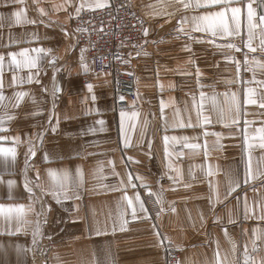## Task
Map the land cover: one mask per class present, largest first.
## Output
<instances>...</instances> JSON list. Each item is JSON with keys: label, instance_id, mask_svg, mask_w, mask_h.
<instances>
[{"label": "crops", "instance_id": "obj_1", "mask_svg": "<svg viewBox=\"0 0 264 264\" xmlns=\"http://www.w3.org/2000/svg\"><path fill=\"white\" fill-rule=\"evenodd\" d=\"M101 2L106 6L109 3L108 0ZM134 2L148 20V35H144L143 46L134 54L136 99L128 108L118 110L109 73L92 78L91 93L81 79L84 74L80 66L81 52L75 49L72 18L81 4H84L81 10L99 9L94 7L96 0H24L23 4L0 0V55L4 56L0 73L4 86L0 92L5 97L0 100V121L3 122L0 127L6 129L0 136L9 137L7 141H0V147L16 149L14 161L0 156V178L5 181L0 184V204L30 203L24 188L29 138L35 140L37 148L32 167L27 170L30 180L35 177L34 168H39L41 183L46 186L50 178L45 170L49 168L58 174L61 169H67L75 178L77 164L83 166L85 179L83 189H77L82 194L81 200L62 198L58 204L46 195L42 203L32 204L34 211L27 212L20 222L15 217L11 221L0 217V264H88L93 251L100 258L111 253L116 264H165V246L178 251L179 264H211L217 242L221 258L226 256L229 264L233 261L245 264L246 247L248 256L257 262L264 257V221L259 219L260 206L264 205V175L243 183L244 166L249 157L253 175L264 173V148L260 147L264 138V107L261 106L264 104V68L259 66L264 64V51L260 50V28L253 30L251 45L256 51L252 52L246 46L249 40L246 7L238 34L221 33L213 38L209 33L194 31L192 17L218 11V8L183 9L176 0ZM248 2L234 0L230 6L240 7ZM258 3L259 0H255L254 6L258 7ZM54 5L64 7L57 11ZM38 8L44 9V13ZM21 9L24 21L35 23H17L12 12ZM258 12L264 14V9L258 8ZM165 13L173 15L168 17ZM185 17L184 32H178L179 22ZM227 22L235 29L230 12ZM256 22L259 23L258 19ZM213 39L215 43H210ZM229 44L235 47L230 48ZM184 45L190 50H182ZM38 48L51 49V52L34 51ZM23 49H28L27 55L36 59V68H17L12 63L8 53H17L16 59L23 60L19 55ZM53 56L57 58L54 67L50 64ZM230 57L239 61V68ZM84 58L90 69L91 63L85 54ZM197 68L203 87L197 85ZM184 72L191 75L180 74ZM30 74L34 77L31 83L28 82ZM14 75L15 84L12 83ZM36 79L41 83H36ZM54 83L62 89L56 96L52 94ZM44 87L47 92L42 90ZM16 92L27 93L18 105ZM201 92L205 94L203 100ZM93 94L95 101L91 98ZM233 94L240 102L239 111L231 104ZM212 97L216 98L215 105ZM249 98L255 103H246ZM161 101L165 104L163 118ZM53 105L59 117L55 133L48 119ZM121 112L125 113V128L131 143L127 149L122 148L119 140ZM205 116L210 123L203 124ZM101 120L104 121L103 131L96 123ZM51 124H56L55 118ZM181 124L192 127H180ZM89 128L96 131L89 132ZM39 132H44L42 145L35 136ZM205 132L209 134L205 136ZM212 133L221 135L218 138ZM165 135L189 139L187 142L170 140L166 159L162 140ZM13 137H20V142L13 141ZM149 139L152 141L150 150ZM186 144L201 147L190 148ZM45 152L49 156L47 163L42 159ZM77 152L81 155H76ZM86 153L102 155L86 156ZM128 157L134 160L128 161ZM109 160L114 161L119 176L113 175ZM97 162H103L102 171L94 173ZM169 163L172 167H168ZM209 168L215 172L214 176L207 175ZM129 172L133 177L143 178L134 181L137 185L147 184L163 201L157 204V197L152 196L155 204L164 209L152 223H143L147 218L132 219L127 201L120 199L124 192L112 190V186H120L121 179L127 185ZM229 175L238 177L241 186L225 200ZM169 176L174 177L176 183ZM9 179L16 181L11 190L6 183ZM210 181L217 186L222 201L214 208L208 199L212 195ZM184 184L191 186L186 188ZM139 188L134 190L129 186L127 194L140 193ZM10 191L12 199L8 198ZM34 191L40 195L39 189ZM141 198L144 200L142 194ZM245 202L249 209L247 219ZM36 212H42L41 216L37 217ZM121 212L128 220V230H117L113 235V223L118 229ZM137 215L142 217L144 213L137 210ZM38 219L41 234L33 245L32 232ZM153 223L171 243L165 240L161 245L153 234ZM97 226L107 230L109 235H95ZM224 228H227V237Z\"/></svg>", "mask_w": 264, "mask_h": 264}, {"label": "snow or ice", "instance_id": "obj_2", "mask_svg": "<svg viewBox=\"0 0 264 264\" xmlns=\"http://www.w3.org/2000/svg\"><path fill=\"white\" fill-rule=\"evenodd\" d=\"M16 3H20L23 4L24 0H15ZM35 2V0H34ZM234 2V0H195V2L193 3V0H176V3L178 5H180L183 9H189V8H197V9H201V8H205V9H211V8H218V11H206L201 15H196L192 17V20L194 22V27L193 30L196 32H205V33H209L211 35V37H216L217 35H220L221 33H224L226 35H234V34H238L239 29H240V21H241V16L243 13L244 8L246 7V11H247V27H248V34H249V40L246 44V46L252 51L255 52L256 49L252 47L251 45V39L253 36V30L257 29L258 27L260 28V35H261V40H260V50L264 51V14H260L258 12V8L259 9H264V0H259L258 3V7L254 6V2L255 0H249V2L246 5L241 4L240 7H231L230 5ZM105 3L101 2V0H96V3L94 5V7L96 8H103L105 7ZM54 7L56 8L57 11H59L61 8L64 7V5H54ZM84 7V4H81L79 7H77L76 12L77 14H79L80 10ZM66 10V9H65ZM179 10V9H177ZM38 11L41 12V14L44 13V9L42 8H38ZM231 13V20L233 22H235V29H231L229 26V23L227 22V14ZM165 15H167L168 17H171L173 15V13H165ZM12 16H14L16 18V22L17 23H21V22H28V23H35V21H24L23 16H24V10H16L12 12ZM69 19H71V14L68 17ZM259 21V23H257L256 21ZM187 21V18H182V20L179 22L181 24L180 28L178 29V32H184V28H183V23H185ZM63 30V29H62ZM83 29L77 28L76 31H82ZM103 29H101L102 31ZM65 35H68L67 31H65ZM144 35L147 36L148 35V30L144 29ZM185 35H189L188 33H185ZM189 39H191V36L189 35ZM147 41H145L146 43ZM210 43H215V40H210ZM228 47H235V45L229 44L227 45ZM182 50H190L188 45H184ZM240 49H237V51H239ZM34 51L36 52H44V51H48L51 52V49L45 50V49H34ZM28 49H23L19 55L23 57V60H17L16 56L17 53H8V55L10 57H12V63L16 65L17 68L19 67H27V68H36L37 64H36V59L29 57L27 55ZM84 52L85 49H81V56H80V66H81V71L83 73H87L89 71L88 65L85 63V58H84ZM56 57L53 56L52 60L50 61V64L54 67L55 62H56ZM230 59L233 60V62H235L237 64V67L239 68V61L235 60V57H230ZM194 63V61H192ZM245 63H247V60H245ZM260 67L264 68V64L259 65ZM3 67H4V56L0 55V73H2L3 71ZM181 75H191V73H180ZM129 75H131V73H129ZM196 76H197V85L200 87H203L202 85H200L199 82V76H200V70L199 68L196 69ZM34 77L30 74L28 77V82L31 83L33 81ZM53 81H55V76L53 77ZM36 83H41V81L39 79L35 80ZM12 83L15 84L16 83V77L15 75L12 77ZM228 83H231V81H228ZM3 80L2 77H0V90L3 89ZM86 87L88 89V92L91 93L93 90V85L91 83H87ZM43 91L47 92V87H44L42 89ZM62 89L58 86H55L54 83V87H53V96H56V94L58 92H61ZM27 95V93L25 92H16L14 93V96L16 98L17 101V105L19 104L20 100L23 99V97H25ZM201 96V100L204 99L205 94L203 92L200 93ZM225 96H227V93H225ZM92 100L95 101V95H92ZM5 97L3 96L2 92H0V100H4ZM87 99V97L85 98ZM120 100H123L124 97L121 96L119 97ZM212 102L215 105L216 104V98L212 97ZM246 103H255V100H252L251 98L246 100ZM231 104L233 106H235L236 110L239 111L240 110V102L236 97V94H233L231 97ZM14 105V106H17ZM262 107H264V104L261 105ZM165 104L163 101H161V117L163 118V110H164ZM55 105H53V111L49 114V126L51 127L52 132H56L57 128L59 126V117L56 114L55 110ZM198 116L201 114L200 111L198 110ZM33 115H36V113H33ZM136 114L133 113V116H135ZM221 115H223V110H221ZM121 116V121H120V128H119V140L120 143L122 145L123 149H127L128 147H131V143H130V137L127 135L126 132V128H125V113L121 112L120 113ZM55 118L56 119V124L53 125L51 124V120ZM9 119H11V117H9ZM233 123H236L235 120L232 121ZM2 121H0V125H2ZM96 123L101 125L100 131H103V124L104 121H97ZM210 123V120L208 117H204L203 118V124H207ZM148 121L147 119L145 120V127L147 126ZM203 126V125H201ZM134 127V126H133ZM180 127H192L191 124H181ZM2 131H6V129H4L3 127H0V132ZM89 132H95L96 129L94 128H89L88 129ZM264 131V130H262ZM209 133L205 132L204 135L207 136ZM212 135H216L218 138L220 137V133H212ZM36 138L39 140L40 145L43 144V138H44V132H39L35 134ZM13 141H15L16 143L20 142V137H13L11 138ZM189 139V137H176V136H163L162 140L164 142V153H165V158L167 159V157L169 156V152H168V142L174 141V142H178V141H185L187 142ZM194 139V138H193ZM9 140V137H5V136H0V141H7ZM27 145H28V149L27 152L25 153V162H24V172H25V180H24V188L25 191L28 193L29 195V199H30V203L28 205H23V204H17V205H4V204H0V217H4L6 220L11 221L13 219V217H15V219L17 220V222H20L24 216L26 215L27 212H32L34 211L32 204L33 203H42L43 197L46 195H50L58 204L61 203V199H75V200H81L82 199V194L80 192L77 191V189H83L84 187V183H85V179H84V171H83V166L80 164H77L75 166V178H73L69 171L67 169H61L59 174L57 173V171L55 169H46L45 171L47 172L48 177L50 178V183L46 186L44 184L41 183V176H40V170L39 168H34L35 171V177L33 179H29L27 177V170L29 167H32L31 165V160L33 157H35L37 155V148H36V143L35 140L33 138H29L26 141ZM93 143H98V142H93ZM152 146V141L149 139L148 140V147L149 150L151 149ZM187 147L190 148H197V147H201L200 145H196V144H186ZM205 147V156H207V151H206V145ZM261 148H264V138H262V143L260 144ZM76 155H81V153L77 152ZM95 155H102V153H86V156H95ZM177 155H180V153H178ZM0 156H3L5 158V160H7V158L11 157L12 160L14 161L16 158V149L14 147H9V148H4V147H0ZM63 158V157H61ZM71 158V157H69ZM122 158H123V152H122ZM43 162L47 163L49 160V156L48 153L45 152L44 156L42 157ZM128 161H133L134 158L133 157H128L127 158ZM136 163H139V161H135ZM98 163V167L96 169H94V173L95 172H100L102 171V163L103 162H97ZM109 165H112L113 167V175L115 176H119V173L115 171V165H114V161L109 160L108 161ZM168 167H172L171 163L168 164ZM177 173H179V169H176ZM208 176H214L215 172L209 168L208 172H207ZM258 175H264V173H258L256 175H253L252 170H251V158L249 157L248 162L245 164L244 166V172H243V183L247 184L249 182V180H255L257 179ZM170 180H173L174 183H176V179L172 176H169ZM135 180H143L142 177L140 176H135L133 177L131 172L128 173V181H127V185H125V182L123 179H121L119 181V187H116L115 185L112 186V190L113 191H122L124 192V195L121 196V200L123 201H127V206L129 208H131V216L132 219H143V218H147V219H153L154 221L159 219V212L156 214V217H152L151 216V211L150 208H148L146 206V202L141 198V194L138 191L134 192L133 196H129L127 194L126 188L127 187H131L134 190L139 188V187H144V188H148V195H152V196H156L157 200L156 203L157 204H162L163 201L161 199V197L155 193L152 192L150 187L147 184L141 183L140 185H137L134 181ZM5 183V181L0 178V184ZM9 189L11 190L12 186L16 183V181L14 180H7L6 181ZM190 184H184V187H190ZM241 186L240 183V179L238 177H233V176H228L227 177V189L225 192V196L224 199L227 200L234 192H236L237 188H239ZM34 189H39L40 191V195L37 196L36 192L34 191ZM209 189L210 192L212 193V195H210L208 197L209 199V203L210 205L213 206V208L215 207V204L217 203H222V201L219 198V193H218V188L215 184H213L211 181L209 182ZM213 195H215V201H213ZM9 199H12V194L11 191L9 192ZM174 203V202H173ZM79 207V206H77ZM137 210H139L140 212L144 213V216H138L137 215ZM161 211H164L163 207H161L160 209ZM248 205L247 202H245V218L247 219V213H248ZM260 210H261V215L259 216V219L264 221V205L260 206ZM43 211V208H42ZM174 211V209H173ZM42 214V212H36L37 217H40ZM201 219H203V216H201ZM214 219H218L215 218ZM231 219L229 220V223H231ZM127 224H128V220L125 219V213L121 212L120 213V217H119V226L117 229V226L115 223H113L112 226V234L114 235L115 232L117 230H119L120 232H124L127 231ZM40 221L39 219L36 222V227L33 229L32 232V236H33V245H36L37 243V236H39L40 233ZM153 227V234L156 235L159 240L161 245H163V242L165 240H168V238L166 236H162L160 231L156 228L155 223H153L152 225ZM17 231H20V229L18 228ZM253 232H256V229H253ZM9 235H12L13 233L9 232ZM224 234L227 237L228 236V232H227V228H224ZM95 235L97 236H106L109 235L107 230H101V228L99 226H97L95 228ZM51 236L48 237L49 240H51ZM168 243H171L170 240H168ZM30 250V249H29ZM253 250H256V245L255 242L253 241ZM233 253H235L236 251V246L235 244H233V248H232ZM88 264H116L115 259L111 256V253H109L108 255H106L104 258H100L97 256L96 252L93 251L92 253V258L90 261H88ZM177 264H179V261H177ZM205 264H208V262H205ZM211 264H229V262L227 261V257L225 256L224 258H221L220 256V252H219V244L217 242V250L213 253V260L211 262ZM231 264H235V262H231ZM245 264H264V257H261L259 259V261L257 262L256 259H252L248 256L247 253V247L245 248Z\"/></svg>", "mask_w": 264, "mask_h": 264}, {"label": "built area", "instance_id": "obj_3", "mask_svg": "<svg viewBox=\"0 0 264 264\" xmlns=\"http://www.w3.org/2000/svg\"><path fill=\"white\" fill-rule=\"evenodd\" d=\"M108 1L103 8L81 10L72 18L75 49L79 52L85 49L84 54L91 63L89 71L81 77L83 83H90L96 75L109 73L116 109L124 110L136 99L134 54L144 44V29L149 23L134 0ZM77 28L83 30L78 32ZM121 96L123 100L119 99ZM139 191L151 216L156 217L160 207L152 195H148L149 189L141 187ZM152 222L153 219L143 220L145 224ZM177 261L178 251L165 246V264H177Z\"/></svg>", "mask_w": 264, "mask_h": 264}, {"label": "rangeland", "instance_id": "obj_4", "mask_svg": "<svg viewBox=\"0 0 264 264\" xmlns=\"http://www.w3.org/2000/svg\"><path fill=\"white\" fill-rule=\"evenodd\" d=\"M138 8V7H137Z\"/></svg>", "mask_w": 264, "mask_h": 264}]
</instances>
